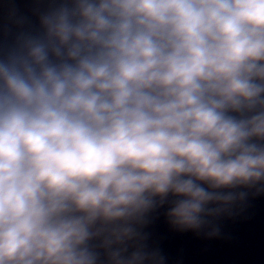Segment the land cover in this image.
Segmentation results:
<instances>
[{"label": "clouds", "instance_id": "obj_1", "mask_svg": "<svg viewBox=\"0 0 264 264\" xmlns=\"http://www.w3.org/2000/svg\"><path fill=\"white\" fill-rule=\"evenodd\" d=\"M0 40V264H164L264 190V0H36ZM15 28V31H13Z\"/></svg>", "mask_w": 264, "mask_h": 264}, {"label": "water", "instance_id": "obj_2", "mask_svg": "<svg viewBox=\"0 0 264 264\" xmlns=\"http://www.w3.org/2000/svg\"><path fill=\"white\" fill-rule=\"evenodd\" d=\"M35 6L36 0H0V40L7 38L5 26L14 12L35 24ZM239 190L248 196L214 219L218 235H209L208 227L196 231L173 227L164 205L142 228L147 245L164 256V264H264V190Z\"/></svg>", "mask_w": 264, "mask_h": 264}]
</instances>
